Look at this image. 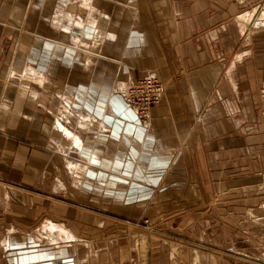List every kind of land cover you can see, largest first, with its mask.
I'll return each instance as SVG.
<instances>
[{
    "label": "crops",
    "instance_id": "crops-1",
    "mask_svg": "<svg viewBox=\"0 0 264 264\" xmlns=\"http://www.w3.org/2000/svg\"><path fill=\"white\" fill-rule=\"evenodd\" d=\"M137 1L140 9L133 11L98 0L109 16L101 26L107 41L95 62L81 69L65 66L63 48L45 42L65 41L46 29L45 7L0 0V264H249L237 251L219 248L216 233L207 234L205 225L220 223L215 208L223 203L242 207L238 193L264 178V40H250L240 24L223 23L221 16L229 15L221 0ZM32 29L43 39L34 53ZM21 50L37 57L43 72L48 70L41 60L54 51L53 85L67 78L76 105L103 122V148L93 156L134 159L133 174L147 178L132 202L120 200L118 219L47 194L50 186L59 188L63 175L60 158L45 146L49 110L39 94L21 98L12 87L9 105L19 114L11 117L10 106L1 107L3 70ZM148 72H157L165 86L149 129L113 92L115 83ZM52 161L59 165L53 173ZM195 209L203 228L197 233L189 227ZM142 215L158 222L156 235L138 224ZM46 216L64 223L76 240L59 248L31 243L27 229ZM180 236L198 243L182 244Z\"/></svg>",
    "mask_w": 264,
    "mask_h": 264
},
{
    "label": "rangeland",
    "instance_id": "rangeland-1",
    "mask_svg": "<svg viewBox=\"0 0 264 264\" xmlns=\"http://www.w3.org/2000/svg\"><path fill=\"white\" fill-rule=\"evenodd\" d=\"M85 1L87 0H30L31 8L37 6L41 7L40 9H43L44 7L46 8L45 11L47 15H45L46 18L44 19V24H47L46 29L51 33H54V30L57 31L62 35L61 39L65 40L64 43L61 44L60 41H58L57 43H53L47 41L49 39H46L45 42L47 43V45H53V47L54 45H56L59 50L63 48L62 51L64 52L63 59L65 62V66L68 63H72L73 65H79L81 69L89 68L91 66V63L95 62V58L98 57L97 51L101 49L103 43L107 41L108 36L101 30L102 22H106L109 19L108 15L102 13L106 11H101V9L98 7V0H92L91 3L97 10L93 11L92 13L89 9H85ZM109 3L112 7L120 5L121 7H129L133 11H137L140 9L139 2L137 0H109ZM221 7L226 10V13L229 15L225 18L223 17V15L221 16L223 23H233L235 25L234 27H236V25H239L244 21L243 17L238 16H243L242 14H244L247 19L245 20L246 27L248 28L246 36L250 37V40H264V24L259 26L260 28H251V22L254 18L257 17V15L260 13V10L264 7V0H221ZM107 12L111 11L109 10ZM19 30L20 32H24L25 29L23 27H20ZM93 35L97 36V38L92 39ZM29 38L31 40V43H33L32 53H34L36 51L34 46L39 45V42L43 41V39L41 40V36L38 35V32L34 31V29L31 30ZM50 49L53 48H49L48 51H50ZM16 50L18 49L16 48L15 51ZM24 52L23 50H21L20 52L17 51V53L15 52V58L13 57L12 61L8 65H6L3 70V93L1 95V107L4 108L5 106H10L8 107V109L12 110H10L11 117L19 114L18 111H14L11 105H9L11 101L8 100L9 95L7 91L9 92L8 89L12 87L15 90V94H17V96L21 98L25 97V99H27V96L36 98L39 94L38 102H43V105L46 106V108L49 110V112H45V131L47 134L45 146L48 147V149H50L51 152L54 153V155L56 154V158H60L56 160V163L61 162L60 168H62L63 170V175H60L59 177V188H56V190L54 191L50 186V190L49 192L47 191V194H52L54 196L59 195V197L57 198H59L60 201L66 204H78L80 206L90 208L93 211L102 213L113 220L118 219L117 217L123 215L119 212V204H121L120 200L125 198L127 200L126 203L132 202V198L139 194V189L141 188V186L148 183L147 178L133 174L135 166L134 159L131 160L130 163L125 160H122L121 163L118 160H105L106 167H104V169L100 166H97L96 163H91L90 165L88 162L85 161V163L83 160L81 162L85 163L88 169L84 168V170L80 174H73L72 171L70 172V170H68V168L66 167L67 161L65 160H76L77 157L74 156L73 158V156H70L69 159L66 158L65 151L68 152L69 148L68 146L64 145V140H61V137L52 130L55 114L59 111V109H61V100L59 98H56V93L63 92L64 94L66 93V95H70L73 99L74 104H76L77 101L69 91V83L67 81V78H65L66 80L64 81L61 80L62 83H59L55 86L53 85L54 81L50 79V77L54 75V72L56 70V68L52 64H50V58H53L55 54L54 51L50 54L47 52L50 56H48L47 62L45 60H41L42 63H46V70H48L44 71V73L48 72V74L46 75L49 84L47 83L46 89L37 88V86L33 83H27L21 80L19 76H16V74H13L12 71L14 69L22 70L25 62L33 63L39 69L38 66L40 64V60L37 57H34L32 54L26 56V53ZM84 53H89V61H85L83 58L81 59V56L83 57ZM69 56H72L74 58L70 60ZM151 73L154 74V76L158 75L157 72H148L144 76ZM158 77L160 78L159 75ZM141 78H138L136 80H140ZM136 80H126L115 83L113 92L117 95H120L125 100L126 93H123L125 87L127 86L128 89V84L130 87V83H133ZM160 80L163 86L164 83L161 78ZM31 91H37L36 95L32 94ZM162 100L158 104L151 106V109L161 104ZM127 104L134 114L135 120L138 123L141 122V124L145 128L149 129V126L151 125V110L149 112V116L144 117L143 113H141L140 110L134 108L128 102ZM84 113L88 115L92 122L95 121L96 125L94 126V129L92 128L94 130H92V133L95 134L99 132L98 139L100 138V140H102V137H100V135L105 134V132L101 130L104 127L103 122L95 116L92 117L91 114L85 111ZM96 119L98 123H96ZM82 134L84 135V138L91 143L90 150L93 152V154L100 153V150L103 148L101 147V144H99V142L96 143L91 134L87 132H82ZM109 135L112 138L114 137L113 133L108 134V137ZM57 166L59 167L58 164H56L55 167L54 161H52L49 165L50 172L53 173L54 169H57ZM119 166L120 168H118ZM125 168L126 170H124ZM127 169L129 170V172H127ZM46 179L48 181L50 178L47 177ZM54 182L57 181L54 180ZM128 198H131V200H128ZM229 199L230 197L228 199H223L221 197L220 200H222L221 202L226 201L228 203ZM238 199L241 200L239 201V203L244 204L242 207L231 209L229 206H224L223 203L220 209L215 208L217 211H221V218L219 219L220 223L206 224V233H216L218 247L223 251H237L238 253H240L239 258L249 261V264H264V178L262 177L254 179L253 182L245 188L244 192L238 193ZM212 209L213 208H211V210ZM199 210L200 209H195L193 213V218L195 219L192 223H189L190 225L178 223L179 226L185 228L189 225V227H191V231H195L196 233L197 231H201L203 228H201L202 226L198 223L196 218L199 216ZM47 219H50V217L46 216L45 219H43L41 222L27 229V231H30L29 233L31 234V238H34V241L30 240L31 243L57 248L64 246L65 244L62 243L63 240L61 238L55 240L57 246H54L53 244H51V242H48L49 240L47 239L49 238V235L46 234L47 232L43 228V224ZM140 219L141 220L138 221V224L148 228L149 232L153 235L157 234L158 222L151 220L146 215H142ZM131 224L134 223L131 222ZM161 230H163V232L169 230L166 232L172 231L175 234L177 233V231L172 228H161ZM113 232L116 233L115 231ZM53 236L54 235L51 234V237ZM185 237L186 236L179 237L182 244H189L191 246H194L198 243L196 240L186 241L184 239Z\"/></svg>",
    "mask_w": 264,
    "mask_h": 264
},
{
    "label": "bare ground",
    "instance_id": "bare-ground-1",
    "mask_svg": "<svg viewBox=\"0 0 264 264\" xmlns=\"http://www.w3.org/2000/svg\"><path fill=\"white\" fill-rule=\"evenodd\" d=\"M91 2H92V0L85 1L84 7H85V9H89L90 12L93 13V11H97V10ZM242 15L243 16H238V17H243L244 21L240 23V27H241V31L243 33H245V31H246L245 29H247L245 20H247V19H246V16H244V14H242ZM251 23H252L251 28H260L259 26L264 24V7L260 10V13L257 15L256 18L253 19V21ZM80 26H82V25H80ZM96 38H97V36L93 35L92 39H96ZM99 40H101V39H99ZM92 42H93V40H92ZM95 49H97V48H95ZM89 53H84L83 57L81 56V59L83 58L85 61H89L90 60ZM12 72H13V74H16V76H19L21 80H23L27 83H33L34 85L37 86V88H42V89L45 88L46 89V87H47V83H48L47 75L43 71H40L33 63L25 62L22 70L14 69ZM146 76H148V75H146ZM156 77L158 78V80L160 81V83L162 85V82H161L160 78L158 77V75H156ZM136 81L133 83H130V85L132 86V84L136 83ZM129 88L130 87L128 84V89L126 86L123 93L127 94L129 91ZM31 92L34 95H36V93H37V91H31ZM163 92H164V87L162 86V90H161V92H159L160 100L163 99ZM56 98H59L61 100V106H60L61 109H59V111L55 114L52 130L55 133H57L58 136L61 137V140H64V142L62 141L64 143V145L68 146L69 151L68 152L65 151L66 152L65 153L66 158L69 159L70 156H73V158H74V156L77 157L76 160H70V159L65 160V161H67L66 167L68 168V170H70V172L72 171L73 174H80V173H82L84 168L88 169V167H86V165H85L86 162H88L90 165H91V163H96L97 166H100L104 169V167H106L105 162L98 160L96 157L93 156L94 154L90 150L91 143L87 139H85L84 135L82 134V132H88V131H89L88 133L93 132L92 131L93 129L90 127V125L93 122L90 120L88 115L86 113H84V111H82L76 104L73 103V99L70 95H66V93L64 94L63 92H61V93L58 92V93H56ZM125 100H126V98H125ZM126 102H128V101L126 100ZM94 135H95V137H93V136L92 137L95 139V142L96 143L100 142L101 141L100 138L98 139L99 134L95 133ZM83 160H84V162L85 161L86 162L85 163L81 162ZM61 184H63V183H61ZM43 228L47 232L46 234L49 235V238L47 239V240H49L48 242H51V244H53L54 246H57V244L55 243V240L59 239V238H61L63 240V242H73L76 240L75 234L71 231V229L69 227H67L62 222H55L54 219L53 220L47 219L46 222L43 224ZM51 234L54 236L51 237ZM52 240H54V241H52Z\"/></svg>",
    "mask_w": 264,
    "mask_h": 264
},
{
    "label": "built area",
    "instance_id": "built-area-1",
    "mask_svg": "<svg viewBox=\"0 0 264 264\" xmlns=\"http://www.w3.org/2000/svg\"><path fill=\"white\" fill-rule=\"evenodd\" d=\"M161 90L162 85L158 78L154 74H149L132 84L125 96L131 106L140 110L143 116L147 117L151 106L161 101L159 97Z\"/></svg>",
    "mask_w": 264,
    "mask_h": 264
}]
</instances>
